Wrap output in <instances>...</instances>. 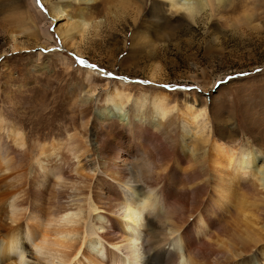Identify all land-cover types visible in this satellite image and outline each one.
Instances as JSON below:
<instances>
[{"label":"rangeland","instance_id":"374dc122","mask_svg":"<svg viewBox=\"0 0 264 264\" xmlns=\"http://www.w3.org/2000/svg\"><path fill=\"white\" fill-rule=\"evenodd\" d=\"M34 1L35 6L31 0H0V118L29 138V146L34 139L64 144L68 135L82 137L81 123L87 121L86 135L82 138L90 150L96 133L92 120L110 109L107 97L115 88L124 99L118 110L123 115L135 113L137 108L142 112L148 110L153 96L165 93V107L169 111L166 119L160 121L172 122L169 131L179 145L184 130L182 123L177 122L186 104L194 99L193 109H204V121L195 122L197 126L204 124V138H216L233 149L250 146L264 157V0H230L212 16L208 12L201 14L193 23L169 11L162 0H129L127 8L118 0H102L92 7L99 24L95 28L90 25L82 37L76 35L72 46L63 44L56 32L67 20L48 19L47 9L49 4H59L67 6L69 14L74 15L82 12L84 4L71 0ZM153 7L163 12L155 25L148 21ZM193 128L188 125L185 130L195 131ZM124 130L116 120L106 122L105 128L101 127L103 147L109 148L112 141L128 142L122 137ZM153 133L158 132L150 130L146 141L133 138L134 145L127 152L128 156L131 153V164L142 163L141 151L146 147V152L153 153L147 160L155 165V169L147 167L149 177L161 175L167 168V176L173 177L168 185L174 184L175 189L183 191L200 184L183 178L188 173L183 168L191 165L180 163L177 156L164 155V158L154 154V145L148 141ZM155 135L158 147L171 146L162 134ZM199 145H196L198 153L206 150ZM136 170L128 168L131 183L138 180ZM23 181L22 169L5 172L0 179V198ZM65 188L67 194L73 191L72 184H65ZM207 193L206 190L201 196L202 204L196 203L197 209L192 206L183 209L177 204V196L172 198L171 204L183 210L181 217L186 225L208 206ZM243 194L238 188L232 189L234 207L226 210L220 224L212 230L218 242H224L215 241L216 244L226 251L230 245L240 247L228 236L218 237L220 227L226 225L228 235L234 233L241 235L238 238L242 237V241L248 239L244 237L245 228L235 218V205L240 204ZM259 205L256 204V211L251 209L255 212L249 215L245 212L249 226L260 235V240L263 236L262 243L255 244L258 245L255 250L250 252L247 248L252 243L243 250L244 256L249 255L248 260L258 256L259 261L254 264H264V256L259 252L264 250V205ZM251 215L254 217L250 220ZM144 225L142 218L141 228Z\"/></svg>","mask_w":264,"mask_h":264},{"label":"bare ground","instance_id":"6f19581e","mask_svg":"<svg viewBox=\"0 0 264 264\" xmlns=\"http://www.w3.org/2000/svg\"><path fill=\"white\" fill-rule=\"evenodd\" d=\"M99 1L102 0H71L72 3L84 4L82 12L73 10L74 15L69 14L67 6L49 4L48 19L67 20L56 31L63 44L72 46L76 35L82 37L90 25L94 24L95 28L99 24L92 8ZM229 1L162 0L169 11L181 14L191 23L201 14L208 12L212 16ZM31 2L36 5L34 0ZM118 2L123 7L130 5L129 0ZM161 15L162 9L153 7L148 21L159 24ZM166 96L158 92L148 104V110L142 112L137 108L135 113L123 115L118 110L122 108L124 99L114 88L107 97L110 109L92 120V129L96 133L90 150L82 138L86 135L87 121L81 123L82 137L68 135L64 144L40 143L34 139L29 146V138L0 118V179L5 177V172L19 169L25 174L21 186L5 195L3 193L0 198V264H254V261H259L258 256H254L255 260H248L249 255L244 256L243 250L246 244L252 243L247 247L252 252L257 248V242L262 243L263 236L260 240V235L257 236L249 226L247 215L254 211L251 210L253 208L256 211L257 203L261 207L264 205V157L250 146L233 149L216 138H204V124H195L196 121H204V109L194 110V99L186 104L185 112L177 122L182 123L181 129L184 130L181 131L182 144L179 145L169 131L172 122L160 121L166 119L169 111L165 107ZM111 120L120 123L125 129L122 137L129 141H112L110 147L105 148L101 127L105 128V123ZM188 125H193L195 131L185 130ZM150 130L171 142L169 148L162 147L164 144L162 148L161 144L158 147L155 135L158 133H153L148 141L154 145V154L177 156L180 163L191 165L183 168L188 173L185 176L182 171V176L200 184L183 191L175 189L174 184L168 185L173 177L167 176V168L161 175L155 172L156 175L149 177L147 167L155 169V165L147 160L153 153L146 152V147L141 151L142 163L131 164V153L128 156L127 152L134 145L133 138L146 141ZM197 143L204 145L206 150L198 153ZM130 167L136 168L139 175L138 180L132 183ZM68 183L72 184L71 194L65 190ZM234 187L244 192L234 211L238 223L245 228L244 237L247 236L249 241L238 238L241 235H228L226 225L220 227L218 237L228 236L240 247L230 245L226 251L218 247L216 242H221L212 230L220 224L226 210L233 206L231 191ZM206 190L209 192L206 194L208 206L203 213L196 210L197 216L186 225L181 217L183 210L171 204L172 198L177 196V204L180 203L183 209L195 208L197 202L202 204L200 199ZM248 194L252 195L251 198ZM254 198L257 200L249 203ZM252 216L248 219L251 220ZM142 218L143 228L140 226ZM259 252L264 256V250Z\"/></svg>","mask_w":264,"mask_h":264},{"label":"snow or ice","instance_id":"6c2138e0","mask_svg":"<svg viewBox=\"0 0 264 264\" xmlns=\"http://www.w3.org/2000/svg\"><path fill=\"white\" fill-rule=\"evenodd\" d=\"M80 63H83L82 61H79ZM93 67H95V66H93Z\"/></svg>","mask_w":264,"mask_h":264}]
</instances>
